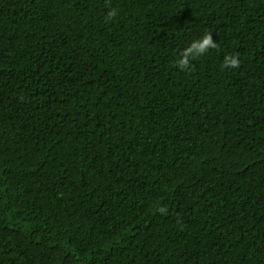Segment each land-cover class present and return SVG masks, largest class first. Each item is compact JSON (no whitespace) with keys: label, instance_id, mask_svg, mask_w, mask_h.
Segmentation results:
<instances>
[{"label":"trees","instance_id":"obj_1","mask_svg":"<svg viewBox=\"0 0 264 264\" xmlns=\"http://www.w3.org/2000/svg\"><path fill=\"white\" fill-rule=\"evenodd\" d=\"M0 264H264V0H0Z\"/></svg>","mask_w":264,"mask_h":264},{"label":"clouds","instance_id":"obj_2","mask_svg":"<svg viewBox=\"0 0 264 264\" xmlns=\"http://www.w3.org/2000/svg\"><path fill=\"white\" fill-rule=\"evenodd\" d=\"M117 15L115 9L108 12V18L112 19ZM217 47V43L213 40L212 34H205L201 38L193 40L190 45L179 53L176 67L180 71H185L191 68L192 61L198 57L204 56L210 49ZM240 66L238 56H225L222 64L223 69H236Z\"/></svg>","mask_w":264,"mask_h":264}]
</instances>
